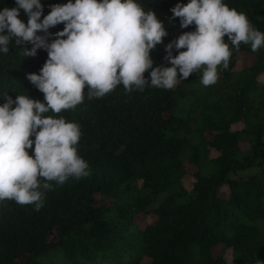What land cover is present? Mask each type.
Here are the masks:
<instances>
[{"label":"trees","instance_id":"1","mask_svg":"<svg viewBox=\"0 0 264 264\" xmlns=\"http://www.w3.org/2000/svg\"><path fill=\"white\" fill-rule=\"evenodd\" d=\"M136 2L167 31L150 53L153 68L171 67L166 46L195 30L181 28L171 9L189 0ZM41 3L47 15L68 0ZM224 3L264 33V0ZM5 7H17L15 0H0ZM18 18L27 23L23 10ZM63 28H50L48 42ZM25 48L32 45L13 40L0 52V104L4 94L44 102L27 76L40 73L47 52L29 57ZM218 73L209 87L198 71L172 89L128 92L121 84L88 99L86 88L75 109L45 113L80 126L88 175L50 182L39 211L0 202V264H228L226 250L231 264H264V47L232 48L228 69Z\"/></svg>","mask_w":264,"mask_h":264},{"label":"clouds","instance_id":"2","mask_svg":"<svg viewBox=\"0 0 264 264\" xmlns=\"http://www.w3.org/2000/svg\"><path fill=\"white\" fill-rule=\"evenodd\" d=\"M15 2L17 7L0 11V52L7 54L14 40L15 46L32 45L24 56L34 57L43 49L48 58L39 74L27 76L44 102L4 94L0 104V202L35 205L37 211L44 202L41 189L86 176L89 168L78 154L80 126L45 113L59 116L75 109L84 102L86 88L88 99L102 98L121 84L128 92L134 87L143 91L146 85L172 89L198 71L201 84L209 87L217 83L220 67L228 69L232 48L239 51L244 43L257 52L264 47V33L245 13L224 0H189L171 9L172 18H179L181 28L194 25L195 30L166 46L164 59L171 67L153 68L150 53L167 31L136 0H68L51 5L47 15L41 0ZM20 10L28 17L26 24L18 18ZM59 24L63 30L49 43V29ZM150 69L149 83L145 73Z\"/></svg>","mask_w":264,"mask_h":264},{"label":"rangeland","instance_id":"3","mask_svg":"<svg viewBox=\"0 0 264 264\" xmlns=\"http://www.w3.org/2000/svg\"><path fill=\"white\" fill-rule=\"evenodd\" d=\"M238 61H239V63H242L244 65H248L249 64V59L247 57H245V56H240ZM215 251L216 252H220L221 251L220 247H217L215 249ZM223 256H224V259L226 260V262L228 264H231V253H230V251L229 250H226L223 253Z\"/></svg>","mask_w":264,"mask_h":264}]
</instances>
